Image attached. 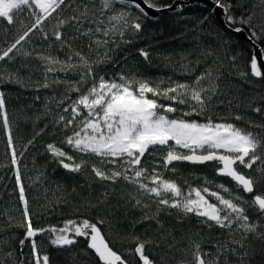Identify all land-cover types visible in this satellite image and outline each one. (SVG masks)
<instances>
[{
	"label": "trees",
	"instance_id": "1",
	"mask_svg": "<svg viewBox=\"0 0 264 264\" xmlns=\"http://www.w3.org/2000/svg\"><path fill=\"white\" fill-rule=\"evenodd\" d=\"M176 1L188 0H159L161 4ZM225 2L231 5L230 13L238 20L252 17L251 28L248 25L238 26L244 27L248 35L254 28L259 34L257 44L264 48V0ZM121 7L123 6L117 4L115 10ZM70 14V10L65 12V15ZM20 20L28 25L32 23L27 13L17 17L14 25L0 21V50L8 47L20 34ZM54 23V20L45 21V31L51 33ZM141 23L142 30L139 33L131 29L126 32L124 41L129 42L122 41L118 36L114 37L116 43L109 45V59L95 66L97 77L111 79L123 73L150 82L163 80L165 83L161 84V87H166L169 78L191 82L196 76L210 70L213 74L211 82L217 86V94L212 97L203 115L187 119L199 122H205L207 118L213 121L228 120L248 131L264 135V128L256 126L264 124V84L255 81L250 74L249 65L253 49L249 44L226 32L217 23L213 11L194 6L184 8L177 16H165L156 20L147 18L142 19ZM62 31L65 41L72 49L88 53V37L75 32L71 25L64 27ZM18 48L21 53L28 51L33 52V55L24 57L14 52L12 55L16 58L13 61H0V72L18 71L23 84L0 81V91L4 93L21 181L34 228H59L68 220L79 221L87 218L96 222L102 219L103 235L110 247L121 254L128 264H141L138 256L129 251L136 247L137 237L146 242L145 254L155 264H193L192 253L197 243L202 251L212 254L211 257H206L210 259L217 253L218 243L242 240L240 232L230 234L228 230L212 225L211 222L204 223L202 218L184 215L176 209L163 208L157 214V205L138 193L134 185L123 179L115 184L97 179L91 171L93 163L100 166L97 157H83L89 163L78 173L61 167L46 150V146L54 143L74 156L77 161L81 159L80 154L62 143L64 137L73 129L65 130L62 125L56 123L58 114L69 115L62 113V108L70 103L66 100L65 104L58 105L57 101L66 94L75 97L77 93H68L65 83L50 84L48 88L40 86L44 82L46 72L35 53L51 55L63 61L69 55V48L61 46L51 35L49 39H43L39 30L32 33ZM141 49L149 53L148 60L140 55ZM100 51L103 52L104 49ZM233 57H236L235 61ZM184 65L192 69L190 74L185 73L182 67ZM242 72L249 74L241 76ZM47 76L49 81L53 78L69 82L80 79L76 72L57 71L47 73ZM91 83L89 79L79 87L85 90ZM202 83L208 86L209 81ZM160 102L170 103L167 100ZM256 107L261 108L260 114L253 111ZM236 114L241 115L243 119L234 120ZM29 141L32 143L29 144ZM10 153L0 120V264H20L21 259L23 264H33L30 242L23 247L21 256L20 240L24 239L25 235V228L21 226L24 223L23 206L19 200L15 166L11 164ZM153 159L146 154L142 165L151 171L154 166ZM174 167L176 172L165 171L164 176L175 180L184 189H187L188 185H201L208 179L225 184L233 192L238 191L233 181L216 175L215 162L206 165L177 162ZM256 167L254 165V169ZM157 170L163 171L159 167ZM240 171L258 181L254 195L264 194V176L260 172L244 169L242 166ZM239 194L248 201L253 197L246 196L242 190H239ZM134 197L142 199L149 207H136ZM244 207L250 221L260 224L262 227L258 231L264 232V216L250 204H245ZM145 212L154 218L146 219ZM49 235L50 233H47L36 239L39 252L49 256V264H101L89 250L86 240L76 239V243L71 246L55 247L50 244ZM242 242L244 249H240L239 245L231 247H236L240 252H248V256L244 258L246 264H264V238L249 234ZM221 251L224 252L221 264L225 257L229 264H239L238 256L230 251ZM9 252L12 253L11 257L7 255Z\"/></svg>",
	"mask_w": 264,
	"mask_h": 264
},
{
	"label": "snow or ice",
	"instance_id": "2",
	"mask_svg": "<svg viewBox=\"0 0 264 264\" xmlns=\"http://www.w3.org/2000/svg\"><path fill=\"white\" fill-rule=\"evenodd\" d=\"M211 2L214 9L222 11L226 17V27L231 31L240 34L245 29L238 25L252 27L250 23L252 17L238 20L230 13L231 5L225 0ZM98 4L99 7L97 0H0V21L14 25L17 22L16 18L25 13L32 20L30 25L20 20V34L8 47L0 50V61H13L16 58L12 55L14 52L24 57L32 56L33 52L21 53L18 46H22V43L37 30L43 39L47 40L51 35L61 46L69 48V55L63 61L41 53H35V57L42 61L46 72L44 82L40 86L48 88L50 84L65 83L68 93H77L75 97L66 94L57 101L58 105L65 104L66 100L70 103L62 108V113L69 115L58 114L56 123L62 125L65 130L73 129L64 137L62 143L80 154L81 159L77 161L74 156L54 143H49L46 150L61 167L73 173L81 172L89 163L83 157H97L100 166L93 163L91 167L97 179L113 184L123 179L134 185L138 193L157 205V214L163 208L176 209L184 215L200 217L204 223L211 222L212 225L228 230L230 234L240 232L242 240H246L249 234L264 238V232L258 231L262 226L250 221L244 207L245 204H250L264 216V194L253 195L251 201L245 200L239 194V190L248 194L254 193L258 182L253 176L240 171V166L258 171L264 176V135L248 131L228 120L213 121L207 118L205 122H199L187 119L203 115L212 97L217 94V86L211 82L213 74L210 70L196 76L191 82L174 81L169 78L166 87H161V84L165 83L163 80L150 82L123 73L116 78L106 79L95 74V66L109 59V45L116 43L115 36L124 41L129 29L135 33L142 30V19H147L151 13L181 11L184 5L174 2L161 4L159 0H98ZM117 4L123 7L115 10ZM69 10L71 14L65 15ZM49 20L55 21L51 33L44 28V22ZM68 25L81 36L88 37V53L72 49L67 44L62 29ZM247 39L259 48L260 59L264 60V48L257 44L259 34L254 28L249 32ZM100 49L104 51L101 52ZM140 55L148 60L147 51L141 49ZM232 59L235 61L236 57ZM182 67L185 73H191V68L186 65ZM249 67L252 77L264 78L262 66L255 53L251 55ZM57 71L76 72L80 79L69 82L53 78L49 81L47 73ZM248 74L242 72L240 75ZM89 79L92 81L91 85L82 90L79 85L87 83ZM4 80L23 84L18 71L0 72V81ZM205 80L209 81L208 86L202 83ZM161 100L170 103L164 104L160 102ZM253 111L260 114L261 108L256 107ZM177 113L179 115H170ZM242 119L239 114L234 116L236 121ZM0 120L11 150V164L15 166L19 200L23 206L24 223L21 226L25 228V235L24 239L20 240L21 256L25 242L28 241L31 244L33 264H49V256L39 252L35 239L38 235L48 232L49 242L55 247L71 246L76 243L77 237H83L101 264H128L121 254L110 247L102 234L101 226L104 223L102 219L96 222L87 218L79 221L68 220L59 228L33 227L2 91ZM256 126L264 128V124ZM31 143L32 141H29V144ZM146 154L154 158L151 171L142 165ZM177 162L193 165L215 162L216 175L230 178L238 191L233 192L225 184L208 179L201 185H188L187 189H184L175 180L164 176L165 171H177L174 167ZM107 165L112 167L108 168ZM254 165L257 166L255 169ZM158 167L163 171H158ZM134 199L136 207L143 209L149 207L142 199L136 197ZM145 218L153 219L154 216L145 212ZM242 240L218 243L217 253L210 259L206 257H211L212 254L202 251L200 244L197 243L192 253L193 264H221V256L224 254L221 249L238 256L239 264H246L244 258L248 256V252H240L236 247H231L239 245L240 249H244ZM135 242L136 247L129 251L138 256L141 264H155L145 254L146 242L140 241L138 237ZM7 255L11 257L12 253L9 252ZM20 264H23L22 259ZM223 264H229L226 257Z\"/></svg>",
	"mask_w": 264,
	"mask_h": 264
},
{
	"label": "water",
	"instance_id": "3",
	"mask_svg": "<svg viewBox=\"0 0 264 264\" xmlns=\"http://www.w3.org/2000/svg\"><path fill=\"white\" fill-rule=\"evenodd\" d=\"M175 3H182L184 6L182 8L181 11H172V10H169V11H165V12H160V13H151L149 16H148V19L150 20H156L160 17H165V16H177L179 15L180 13H182L183 9L184 8H192L194 6H202V7H205L211 11H213L214 15H215V19L217 21V23L228 33L236 36L240 41L244 42V43H247L249 44L252 49H253V53L256 54L257 58H258V61L259 63L261 64L262 66V72H264V60H261L260 59V51H259V48L255 47L251 41H249L247 39V36L248 34L246 33V31H244L243 33H240V34H237L233 31H231L230 29H228L226 27V17L222 14V11L220 9H214V6L211 2V0H188V1H176ZM261 48V47H260ZM253 79L259 83H262L264 84V78H255L253 77ZM186 163V162H184ZM209 163H212V162H209ZM209 163H206V164H209ZM189 164V163H187ZM206 164H202V165H206ZM190 165H193V164H190ZM227 178V177H225ZM230 179V178H228ZM254 193H255V189H254ZM254 193L252 194H248V193H244L246 196H253ZM48 232H45L43 233L42 235H38L37 237H35V239H38L40 237H42L43 235L47 234ZM103 234V233H102ZM76 239H83V240H86L85 238L83 237H77ZM87 241V240H86ZM28 241L25 242V245L27 244ZM88 242V241H87ZM24 245V246H25ZM94 255L95 253L93 252V250L89 249ZM96 256V255H95ZM96 258L98 259V257L96 256ZM99 260V259H98ZM101 263V262H100Z\"/></svg>",
	"mask_w": 264,
	"mask_h": 264
}]
</instances>
